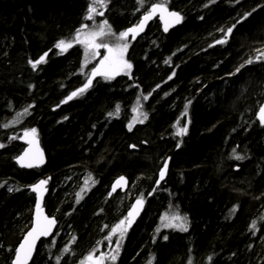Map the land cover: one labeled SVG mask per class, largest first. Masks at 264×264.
Returning <instances> with one entry per match:
<instances>
[{
  "label": "trees",
  "instance_id": "1",
  "mask_svg": "<svg viewBox=\"0 0 264 264\" xmlns=\"http://www.w3.org/2000/svg\"><path fill=\"white\" fill-rule=\"evenodd\" d=\"M91 3L0 0V264H10L30 225L29 187L39 180L57 230L30 264H74L94 247L92 254L139 197L144 210L117 264H264V124L256 117L264 0H106L95 5L103 15L88 20ZM154 3L178 12L180 26L163 35L151 23L128 42L130 70L79 92L89 78L77 30L106 20L119 36ZM61 40L72 47L57 48ZM135 108L143 122L130 130ZM31 129L46 162L22 170L13 160ZM119 176L128 193L107 198ZM164 215L182 218L186 230H158Z\"/></svg>",
  "mask_w": 264,
  "mask_h": 264
},
{
  "label": "snow or ice",
  "instance_id": "2",
  "mask_svg": "<svg viewBox=\"0 0 264 264\" xmlns=\"http://www.w3.org/2000/svg\"><path fill=\"white\" fill-rule=\"evenodd\" d=\"M99 4L101 7H104L106 5V0H92V3L89 5L87 9V16L86 19L92 20L93 19V14L97 15H103L102 12H97V8L95 5ZM160 11L161 13L166 12L167 8L163 4H153L151 9L145 13L143 16V19L141 23L134 27V28H129L127 31L119 33L118 40L121 41L120 43H117L116 45H109L108 43H101L97 42L99 38H102L106 35L111 34V28L108 25L107 21L105 20L102 24L99 25L98 30L95 31H89V32H81L80 30H77V34L75 37V40L77 43L83 44L87 49H91L93 55H97L98 52L96 50L104 48L107 50V55L104 56V58L100 61V64L92 70V75H104V76H109L112 74H119V71L121 69H131V64L128 63L124 59V53L127 51L128 48V43L125 42L129 36V34H132V38L134 39L136 34H138L139 31L143 30L144 24L147 20L151 19L152 16L157 12ZM170 16L175 17V22L179 23L180 22V16L179 14L175 12H170L168 13ZM163 18V17H161ZM82 28H87V25H83ZM167 30V26L165 28ZM232 31L231 28L228 29V32L230 33ZM218 43H223L224 41H217ZM56 47L61 49L62 51H66L68 48L72 47V42L68 41L65 42L64 40L59 41L56 44ZM46 55V54H45ZM44 57H40L39 60L30 63L32 64L33 68L36 67L37 64L43 62ZM252 61L249 60L248 63H251ZM243 67V65H242ZM239 71V69H237ZM91 84V79L87 84H85L83 89H79V92H83L89 85ZM77 93H73L72 95L75 96ZM71 99V97H69ZM147 99V97H145ZM119 110V106H117V111ZM27 112V109H25V113ZM111 115V113H110ZM258 119L261 121V123H264V106H261L259 111H258ZM139 122H143V120H140ZM131 130V125L129 126ZM186 131L185 128H180L177 132L178 135L183 134ZM36 132L35 129H31L29 131H25V136L29 135H34ZM31 144L32 141H29ZM3 145H0L2 147ZM27 159V162L26 161ZM240 157H237L239 159ZM18 162L21 163L22 166L25 167H34L38 166L39 163L43 162L42 159V153H39L37 150L36 153H30V151H26L24 155L21 157H18ZM167 168V163H165V169ZM161 179L164 177V169L161 170L160 173ZM121 181H123V177L120 178ZM47 182L46 181H40L38 185H34L32 187V191L34 192H39L43 185H45ZM119 183V181H118ZM159 183V181L157 182ZM115 190V189H114ZM79 196V193L77 194ZM138 205H142V199H138L136 201V205L133 206V210L129 212V217H134L136 214H138ZM36 218L35 222L31 228L30 231L27 232V234L24 236L22 242L20 243L19 247L15 249V259L13 261V264H27L29 257L31 256L32 253V248L35 244L36 239L39 236H44L48 235L50 232L51 227L54 225L55 221L53 219H49L46 216H43L42 211L40 209V197L38 196L37 198V205H36ZM127 219V218H126ZM165 219V218H162ZM173 219H178V217H173ZM131 219L127 220V223L130 225L131 224ZM125 224V221H120L116 227L112 229V234H115L117 229L121 231V235L127 230L123 225ZM166 226H178L181 227L182 230H186L183 226L181 225H166ZM253 228H255V222H253L252 225ZM107 239V237H106ZM73 240H75V237H73ZM65 251H68V249H65ZM119 251V241H117V249L116 252L118 253ZM89 261L94 260V264H103V257H93L92 254H89V256L86 258ZM112 260L116 259V256L113 255L111 257Z\"/></svg>",
  "mask_w": 264,
  "mask_h": 264
},
{
  "label": "water",
  "instance_id": "3",
  "mask_svg": "<svg viewBox=\"0 0 264 264\" xmlns=\"http://www.w3.org/2000/svg\"><path fill=\"white\" fill-rule=\"evenodd\" d=\"M154 4H158V3H154ZM152 5H153V4H151V5H149V6L147 7V11H149V10L151 9ZM165 7H166V6H165ZM166 8H167V11H166V12L161 13L160 11H157V12L152 16L151 19L147 20V21L145 22V24H144L143 30H142V31H139L138 34H136V36H135L134 39L132 38V34L130 33L129 36H128V38H127V40H128L129 42H131V43H132V42H135L138 38H140V37L145 33L147 27L153 22V20H156V22L158 23V25H159V27H160V30H161V33H162L163 35H166L168 32H170V31L176 29L177 27H179L180 24H181V19H180V22H179V23H176V22H175V17H172V16H170V15L168 14V13H170V12H175V13H177V14H179V13L176 12V11H174V10H171V9L168 8V7H166ZM147 11H146V12H147ZM146 12H144L142 15H140V18L138 19V21H137L134 25H132V26H130V27L124 29L122 32L127 31L129 28H134V27L138 26V25L141 23V21H142V19H143V16L145 15ZM179 16H180V14H179ZM161 17H163V18H161ZM180 18H181V16H180ZM166 26H167V30H165ZM261 106H264V100H263L262 104L260 105V107H261ZM259 109H260V108H259ZM259 109H258V111H259ZM258 111H257V113H256V117H257L258 122L261 123V121L258 119ZM261 124H264V123H261ZM29 141H32V143L30 144ZM22 144H23V149H22V151L20 152V154H18V155L14 158V163H15L16 167L19 168V169H22V170H35V169H40V168H42V167L45 165L46 157H45V153H44V151H43V149H42V147H41V145H40V143H39V140H38L36 137H26V138H24V139L22 140ZM37 150L39 151V153H42V159H43V162H42V163H39L38 166H34V167H25V166H22L21 163L18 162V159H17V158H18V157H21L22 155H24V153H25L26 151H30V153H33V154H34V153L37 152ZM27 159H28V158H26V161H25V162H27ZM163 169H164V177H163V179H161V177H160V173H161V170H162V169H161V170L159 171L158 175H157V182L159 181V183H157V184H160V183H162V182L164 181L165 174H166V169H165V168H163ZM121 177L124 178L123 181H121V179H120ZM40 181H42V180H39V181L33 183V184L29 187V192H30V193L33 195V197H34V203H33L32 212H31L30 225H29L28 229H27V230L24 232V234L22 235V237H21V239H20L18 245L16 246V248L19 247V245H20V243L22 242L24 236L27 234L28 231L31 230V228H32V226H33V224H34V222H35L36 211H37V209H36V205H37V198H38V196L40 197V209H41V211H42L43 216H46V217H48L49 219H53V220L55 221V223H54V225L51 227L50 232H49L48 235L39 236V237L36 239L35 244H34V246H33V248H32L31 256L29 257L27 264H30V262H31V260H32V258H33V256H34V253H35V250H36V247H37L38 243H39L41 240H48V239H50V237L52 236V234H53V232H54V230L56 229V226H57L56 220H55L53 217L48 216V215L45 213V210H44V208H43L44 199H45L46 194H47V192H48V189L46 188V184L43 185V187L41 188V190H40L39 192H34V191H32V187H33L34 185H38V184L40 183ZM118 181H119V183H118ZM127 186H128V180H127L124 176H119V177L115 178V179L110 183L107 197L109 198L110 196L114 195L116 192L121 193V194L125 193V192L127 191V189H128ZM114 189H115V190H114ZM138 199H142V198H134V199L130 202V205H129L128 209H127V212H126V215H125V217L127 218V219L125 220V228L127 229L126 231H128V230H130V229L133 228V226L136 224V222L138 221V219L140 218V216H141L142 213H143L144 206H145V202H144V200L142 199V205H138V206H137L138 209H139V210H138V214H136L134 217H129V215H128L129 212L133 210V206L136 205V201H137ZM128 219H131V221H132L130 225L127 223V220H128ZM16 248H15V249H16ZM14 259H15V250H14V254H13V257H12V260H11V263H10V264H13Z\"/></svg>",
  "mask_w": 264,
  "mask_h": 264
},
{
  "label": "rangeland",
  "instance_id": "4",
  "mask_svg": "<svg viewBox=\"0 0 264 264\" xmlns=\"http://www.w3.org/2000/svg\"><path fill=\"white\" fill-rule=\"evenodd\" d=\"M96 22H98V20ZM96 22H93V21L89 22L88 25H87L88 27L83 32H89V31L98 30V27H99L100 24H97ZM114 35H115V37L117 39L114 38ZM113 38L115 39V41H113ZM97 42L108 43L109 45H116L117 43H120L121 41H119L118 40V36L111 31V34L106 35V36H104L102 38H99ZM125 42H127V41H125ZM80 46H81V51H80L81 70L88 73L89 80L90 79L93 80V79H97V78H101L102 80L103 79L104 80H108V79H111L112 77L118 75V74H112V75H109V76H104V75L93 76L92 75V70L94 68H96L100 64V61L104 58V56L107 55V50L104 49V48L96 50L97 52H99L101 50L104 51V52L101 54L100 61L95 62L96 58H98L97 57L98 54L97 55H93L92 50L91 49H87L86 50V47L83 44H80ZM124 59H125V53H124ZM126 70L127 69H121L119 71V74H122ZM132 113H133V116H132V119L130 120L128 126L132 125V123H134V124L139 123V121L142 120V118H141L142 112L138 108H135L132 111ZM30 136L33 137V135H30ZM161 215H163V214H161ZM173 217H177V216H175V215H169V216L164 215V217H162V218H165V219H162V218L160 219L159 218V226L157 224L158 230H161V229H166L168 231H176V230H178L180 228L178 226H166V225H180V221H181L182 218L181 219H179V218L178 219H173ZM118 236L120 237V234H118ZM91 249L93 250L94 247L91 248ZM112 255H110L109 257H112ZM79 260L80 259L76 260V262L74 264L78 263ZM111 261H112L111 258L105 259V260H103V264H105L107 262L110 264ZM84 262H85V260L82 259L78 264H85L86 262L85 263ZM71 264H73V263H71ZM91 264H94V261H92Z\"/></svg>",
  "mask_w": 264,
  "mask_h": 264
},
{
  "label": "flooded vegetation",
  "instance_id": "5",
  "mask_svg": "<svg viewBox=\"0 0 264 264\" xmlns=\"http://www.w3.org/2000/svg\"><path fill=\"white\" fill-rule=\"evenodd\" d=\"M35 170H38V169H35ZM43 205H44V203H43ZM129 205H130V203L128 204V206L126 207V209L129 207ZM122 220L125 221L124 217H121L120 220H118V221L112 222L109 225V227L104 230V232H103L104 234L97 237V239L95 241V243H96L95 244V252L92 253L94 258L95 257L102 256L103 257V260H105V259L111 258L109 256L113 254V255L116 256V259L115 260H112L110 264H117L118 263V260L120 258V255H121V253L123 252V249H124V243H125V241H126V239L128 237V234H129L130 230L125 231L123 233V235H121V231L119 229H117V231H116L115 234H112V229L114 227H116V225H118L120 223V221H122ZM123 227H125V224L123 225ZM56 230H57V226H56V229L54 230L52 236L50 237V239H48V240H41L38 244L40 245L44 241H50V240H52L54 238V235L56 233ZM118 234H120V237L118 236ZM106 237H107V239H106ZM117 241H119V251H118V253L116 252V249H117ZM89 251H92V250L89 249L87 251V253L82 258H80V260L78 261V263L82 259L85 260V262H86V263L84 262L85 264H91L92 263V261H89V260L86 259L89 256V254H91V253H89ZM78 263H76V264H78ZM105 264H109V263L107 262Z\"/></svg>",
  "mask_w": 264,
  "mask_h": 264
},
{
  "label": "bare ground",
  "instance_id": "6",
  "mask_svg": "<svg viewBox=\"0 0 264 264\" xmlns=\"http://www.w3.org/2000/svg\"><path fill=\"white\" fill-rule=\"evenodd\" d=\"M147 11V10H146ZM145 11V12H146ZM143 14V13H142ZM156 20H153V22H155ZM152 22V23H153ZM169 33V32H168ZM133 116V114L131 115V117ZM129 127V126H128ZM13 162H14V160H13ZM15 164V163H14ZM163 168H165V166H163V167H160L159 169L161 170V169H163ZM159 170V171H160ZM159 173V172H158ZM37 182V181H36ZM156 185L158 186L159 184H157V180H156ZM128 187V186H127ZM46 188H47V184H46ZM48 189V188H47ZM128 190V189H127ZM125 193H128L127 191L125 192ZM125 193H123V194H125ZM120 195H123V194H121V193H119ZM139 198H142L143 200H144V202H145V199L143 198V197H139ZM128 209V208H127ZM127 209L126 210H124L123 211V213H122V216L121 217H124V219L126 220V217H125V215H126V212H127ZM45 210V209H44ZM46 213V212H45ZM47 214V213H46ZM48 215V214H47ZM48 216H50V215H48ZM50 217H52V216H50ZM11 263V262H10Z\"/></svg>",
  "mask_w": 264,
  "mask_h": 264
}]
</instances>
